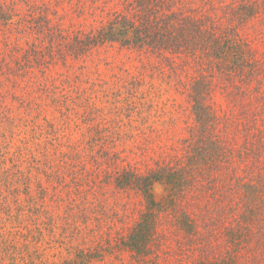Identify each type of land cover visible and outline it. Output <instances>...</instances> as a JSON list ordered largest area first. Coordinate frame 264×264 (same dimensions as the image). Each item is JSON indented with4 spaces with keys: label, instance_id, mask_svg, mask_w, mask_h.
<instances>
[{
    "label": "trees",
    "instance_id": "obj_1",
    "mask_svg": "<svg viewBox=\"0 0 264 264\" xmlns=\"http://www.w3.org/2000/svg\"><path fill=\"white\" fill-rule=\"evenodd\" d=\"M96 1L91 0L93 4ZM187 1L105 0V5L113 3L120 9L107 12L106 21L96 29L67 34L61 25L51 23L46 4L25 0L26 14L18 16L14 0H0V21L18 26V33H32L39 41L14 59V67L5 60L0 67L6 76L19 77L22 73L17 71L24 72L21 68L43 60L42 52L50 59L66 54L79 57L106 43L180 61L191 78L187 97L194 126L179 157L156 162L143 173L122 169L113 177L115 187L136 191L144 202L121 245L141 264L162 226L170 223L181 234L183 264H264V49L243 33L251 21L264 24V0H197L201 6L185 9ZM10 84L13 95L6 91L11 96L5 98L0 93V127L7 124L13 134L7 100L19 102L18 108L26 106L27 111L32 104L14 96L19 89L22 93L23 85ZM96 140L101 141L96 142L101 147L95 153ZM104 143L93 137L88 155L61 151L59 158L53 147L49 161L42 157L45 171L39 167L43 153L25 163L27 172L20 169L21 164L9 169L0 166V211L9 213L6 195L18 194L30 199L27 208L39 209L32 188L42 192L39 199L34 197L46 204L48 192L38 179L40 171L48 182H52L49 177L57 182L54 192L68 181L75 186L86 174L81 157L95 164L96 154L109 155ZM61 172L67 176L60 177ZM156 184L162 187L160 197L153 190ZM65 186L59 188L65 190ZM85 192L78 188L73 197L67 192L60 194L58 202L69 209L67 217L81 215ZM14 200L21 203V199ZM21 211L22 218L9 221L12 227L5 231L7 239L0 235V250L13 253L18 245L16 236L29 242L32 230L27 234L21 231L30 227L32 217L25 219L22 206ZM33 212L35 215L37 210ZM87 259L84 256L82 261Z\"/></svg>",
    "mask_w": 264,
    "mask_h": 264
},
{
    "label": "rangeland",
    "instance_id": "obj_2",
    "mask_svg": "<svg viewBox=\"0 0 264 264\" xmlns=\"http://www.w3.org/2000/svg\"><path fill=\"white\" fill-rule=\"evenodd\" d=\"M23 1L14 0L18 16L26 14ZM27 1L49 6L51 23L61 25L67 34L96 29L106 21L107 12L120 9L113 3L105 5V0L94 4L91 0ZM185 3V9L201 6L197 0ZM17 27L0 21V63L5 60L11 67L29 45L39 42L32 33H18ZM243 33L264 49L263 23L251 21ZM48 55L42 52L43 60L21 68L24 72L17 71L22 73L19 77L6 76L0 67L1 95L10 97L6 91L13 95L12 81L24 86L22 93L19 89L14 96L32 104L27 111L26 106L18 108L19 102L7 100L15 130L11 134L7 124L0 127V166L9 169L21 164L20 169L27 172L25 163L43 153L39 167L45 171L41 163L44 156L49 161L53 147L57 150L53 151L55 157L61 151L88 155L93 137L103 139L109 155L96 154L98 160L93 165L81 157L86 174L75 186L66 178L68 184L59 186H65V190L57 187L52 191L57 182L53 177L48 182L38 172V179L48 192L44 204V200H38L42 192L32 188L39 209L26 207L31 204L26 194L6 195L5 208L10 212L0 211L2 239H7L5 231L12 227L9 221L22 218L21 206L25 219L32 217L30 227L21 232L27 234L31 229L32 234L27 243L16 236L18 245L13 253L1 249L0 264H139L121 242L144 209V202L136 191L115 187L113 177L122 169L143 173L156 162L182 154L183 141L194 126L187 97L190 74L178 60L116 43H106L79 57L66 54L50 59ZM96 142L101 141L94 142L95 153L101 147ZM59 176L65 178L67 174L61 172ZM78 188L86 191L83 214L70 218L66 215L69 209L58 200L66 192L75 196ZM153 190L155 196H161L160 185H154ZM14 198L21 199V203H15ZM180 235L170 223L164 224L141 264H183ZM84 256L88 258L86 262L82 261ZM187 261L190 263L191 258Z\"/></svg>",
    "mask_w": 264,
    "mask_h": 264
}]
</instances>
